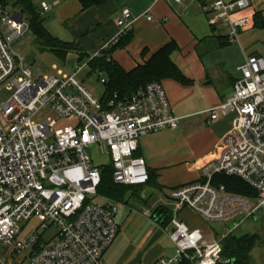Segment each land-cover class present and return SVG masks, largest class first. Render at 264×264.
<instances>
[{"label": "built area", "instance_id": "2783aa9c", "mask_svg": "<svg viewBox=\"0 0 264 264\" xmlns=\"http://www.w3.org/2000/svg\"><path fill=\"white\" fill-rule=\"evenodd\" d=\"M249 6L248 0H210L204 11L211 25L227 27V42L233 44L249 27L246 18L233 16ZM135 20L122 10L118 31L101 51L131 33ZM146 20L152 17L146 14ZM29 31L28 17L14 0H0V91L12 92L0 103V264H103L119 234L121 204L98 193L102 169L112 168L118 186H145V161L134 156L139 143L176 129L178 119L161 83H149L126 99L114 95L103 105L77 82L83 65L72 76L33 79L13 51ZM236 71L231 97L206 112V125L232 115L230 131L201 165L200 178L170 193L175 213L186 207L203 221L220 224L221 237L207 240L173 216L168 237L175 254L158 264H227L221 262L222 241L242 224L264 218V57L249 56ZM44 110L54 118H35ZM58 120L74 125L56 129ZM94 148L103 149L106 166L94 164ZM216 177L239 179L255 195L229 193L213 184ZM33 221L38 227L24 237Z\"/></svg>", "mask_w": 264, "mask_h": 264}, {"label": "crops", "instance_id": "0c3cea01", "mask_svg": "<svg viewBox=\"0 0 264 264\" xmlns=\"http://www.w3.org/2000/svg\"><path fill=\"white\" fill-rule=\"evenodd\" d=\"M31 1L49 7L47 12L41 8L43 15L52 14L54 19L47 22L48 32L55 31V38L74 43L86 56L100 53L118 31L116 21L122 10L128 9L136 19L133 31L129 40L112 52V60L128 72L174 42L178 50L171 60L190 82H161L171 112L178 119L177 128L140 141L137 155L144 159L150 180L145 186L132 187L119 202V234L104 254L103 264H158L160 259L173 257L168 237L173 216L190 230L212 239L206 222L194 211L183 207L175 213L170 193L200 178L201 165L231 129L232 115L206 125V112L231 97L239 77L236 69L246 58L264 57V30L254 27L255 15L264 19V0H248L249 8L233 16L249 21V27L233 44L227 42L224 24H210L211 15L204 11L210 0L205 5L197 0H110L87 11H82L76 0ZM146 14L152 17L151 22ZM52 24L56 28L52 29ZM77 57L70 53L66 60L77 61ZM257 259L255 264H261Z\"/></svg>", "mask_w": 264, "mask_h": 264}, {"label": "trees", "instance_id": "16d2710c", "mask_svg": "<svg viewBox=\"0 0 264 264\" xmlns=\"http://www.w3.org/2000/svg\"><path fill=\"white\" fill-rule=\"evenodd\" d=\"M82 11H87L91 8H101L110 0H76ZM202 5H205L207 0H197ZM14 4L19 6L27 15L30 31L35 40L40 45V51H48L61 62H65L66 57L70 53L77 54V63H81L86 54L74 43L63 42L53 37L45 28L38 14L34 9L31 0H14ZM254 27L264 30V19L259 15H255ZM131 33L127 34L114 47L103 50L97 57L87 60V66L90 73L102 76L105 80L103 85V94L101 103L106 105L114 95L118 99H126L134 95L140 88H143L149 83H161L163 80H173L182 85H187L190 82L183 76L180 70L172 62L171 56L178 50L174 42H170L158 52L153 54L150 59L142 65H138L131 71L123 70L111 58L112 52L125 44ZM138 157L137 153L134 155ZM113 170L111 167L102 169L101 185L98 188V193L105 197L111 198L118 202H123L126 194L132 187L118 186L113 182ZM150 180V178H149ZM148 180V182H149ZM148 184V183H147ZM214 185H223L227 192L243 196L253 197L255 192L236 178L216 177L213 181ZM171 221V219H170ZM264 237V235H262ZM258 234L234 236L230 235L222 241L221 259L228 261L227 264H251V252L260 241ZM180 264H191L187 260H183Z\"/></svg>", "mask_w": 264, "mask_h": 264}, {"label": "rangeland", "instance_id": "374dc122", "mask_svg": "<svg viewBox=\"0 0 264 264\" xmlns=\"http://www.w3.org/2000/svg\"><path fill=\"white\" fill-rule=\"evenodd\" d=\"M33 3V2H32ZM34 9L39 16V19L43 23L46 28L48 21H54L52 18V14L43 15L41 12V7L38 4H34ZM54 24V23H53ZM52 24V25H53ZM56 28L53 25L52 29ZM47 29V28H46ZM48 31V29H47ZM52 33H55L52 32ZM50 33L53 37H56ZM40 45L35 40L32 32L29 31L24 37L16 41L13 45V51L16 55L20 56L23 59V65L25 68H28L31 73L33 79H37L40 77L46 76H72L78 65H83V71L76 76L77 82L86 88L88 92H90L94 97L101 98L103 94V86L99 83V78L96 74L90 73V69L87 66V60L93 57L88 55L84 58L81 63H77V61L71 62L70 58H67L65 62L59 61L54 54L48 51H40ZM99 55V53L97 54ZM12 94L7 88L2 89L0 91V103L5 101L10 97ZM52 117L49 110H44L41 114H38L35 118H47ZM54 118V117H52ZM74 122L69 120H58L56 129H62L64 127L73 126ZM91 157L95 165L97 166H106L109 163L108 158L105 156L104 151L102 148L99 149H92L91 150ZM206 226L211 233V236H215L217 240L221 237L222 226L218 223H209L206 222ZM38 227V223L33 221L28 228L25 230L23 236L29 235ZM53 230H50L47 236L51 235ZM258 234L260 236V241L256 245L255 249L251 253V264H255L256 259L258 258L261 264H264V218L260 217L257 220H250L244 224H242L234 233V236H243V235H253ZM211 237L207 238L210 240ZM257 259V260H258ZM221 262H224L221 259ZM193 264V263H191Z\"/></svg>", "mask_w": 264, "mask_h": 264}]
</instances>
